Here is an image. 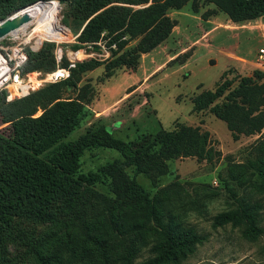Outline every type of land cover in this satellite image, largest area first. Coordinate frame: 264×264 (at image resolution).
Returning a JSON list of instances; mask_svg holds the SVG:
<instances>
[{
  "label": "trees",
  "instance_id": "1",
  "mask_svg": "<svg viewBox=\"0 0 264 264\" xmlns=\"http://www.w3.org/2000/svg\"><path fill=\"white\" fill-rule=\"evenodd\" d=\"M36 1L0 0V20ZM58 1L65 5L67 15L84 25L73 48L89 44L99 48L96 42L105 39L111 59L77 61L61 81L12 100L0 96V264H181L207 236L179 214L180 183L172 181L150 195L126 168L133 167L135 175L143 173L156 183L168 173L170 159L210 161L218 151L208 131L177 121L169 130L127 141L100 124L74 140L65 139L81 126L94 96L89 82L78 87L81 76L101 65V80L120 68L136 71L141 54L165 41L175 26L169 11L189 1L195 6L199 0ZM202 1L213 4L233 22L264 16V0ZM135 39L134 45L126 47ZM54 49L51 41L43 42L37 51L27 47L21 74L54 70ZM62 65L68 61L64 59ZM263 76L259 68L245 77L230 78L224 72L213 89L193 96L192 109L208 110L224 120L234 138L259 133L264 127ZM69 88L77 89L74 97L63 96ZM39 109L41 113L35 116ZM98 147L115 149L120 158L97 172H80L83 152ZM227 175L264 199V156L230 164ZM102 176L110 179L111 194L95 187ZM222 180L234 205L218 212L212 226L231 224L241 228L244 238L257 239L264 231L262 201L238 196L231 183ZM25 223L46 228L25 234L19 229ZM12 246L25 247L22 259L10 256ZM143 251L147 256L138 261Z\"/></svg>",
  "mask_w": 264,
  "mask_h": 264
},
{
  "label": "rangeland",
  "instance_id": "2",
  "mask_svg": "<svg viewBox=\"0 0 264 264\" xmlns=\"http://www.w3.org/2000/svg\"><path fill=\"white\" fill-rule=\"evenodd\" d=\"M52 1L57 3L58 11L45 28L37 29L45 20L44 15L36 14L32 20L36 18L34 31L44 38L43 42L55 43V69L68 66L62 65L64 59L68 64L92 57L109 61L111 52L105 39L100 40L99 48L90 44L73 48L84 25L67 15L65 5L58 0L41 1L40 4L49 5ZM169 16L175 21L170 35L151 51L141 54L136 71L120 68L110 78L101 80L104 71V65H101L81 76L78 87L89 82L94 96L87 105L88 114L81 126L65 140H74L88 128L100 124L108 125L115 137L127 141L154 134L160 129L169 130L177 121L208 131L210 143L218 151L210 161L196 157L170 159L167 161L168 173L159 176L156 183L143 173L135 175L133 167H127L126 171L135 176L150 195L172 181L180 183L181 194L176 200L179 214L185 223L207 236L181 264H264V231L257 239L249 240L242 236L240 227L231 224L212 226L218 212L234 205L222 180L229 179L228 166L264 156V127L259 133L240 134L234 138L224 120L208 110L195 112L192 109L193 96L204 89H213L224 72L234 78L251 76L258 69L252 57L264 42V16L233 22L213 4L202 0L195 6L189 1L182 8L169 11ZM136 42L137 39L131 40L126 47ZM214 57L217 62L212 64L210 60ZM45 76L46 73L39 71L30 74L34 83L39 82L34 84L33 91L54 83L44 81L42 77ZM11 90L12 97L16 98V90ZM76 93L77 89L69 88L63 91V96L74 97ZM40 113L39 109L35 116ZM116 158H120V153L112 148L87 149L80 157L79 171L97 172L102 165ZM109 181L108 177L102 176L95 187L111 194ZM228 181L238 196L259 199L264 206V199L249 185L240 186L235 181ZM261 225L264 229V208ZM45 228L36 223L19 226L25 234L40 233ZM24 249L12 246L10 256L23 258ZM145 256L147 251H143L138 261Z\"/></svg>",
  "mask_w": 264,
  "mask_h": 264
},
{
  "label": "built area",
  "instance_id": "3",
  "mask_svg": "<svg viewBox=\"0 0 264 264\" xmlns=\"http://www.w3.org/2000/svg\"><path fill=\"white\" fill-rule=\"evenodd\" d=\"M38 3H42L41 0L15 11L7 18H12L21 12L23 13V11ZM3 20H0V22ZM36 23V18L33 20L30 19L5 35L0 36V96L3 95L6 100L14 99L10 92V87L12 85L16 86V98L26 96L35 89L34 81L30 79V74L33 72L21 74L20 69L28 58L26 48L28 47L32 51H37L42 45L44 38L34 31ZM31 27H33L31 30L33 32H27ZM100 42L101 41H98L96 44L100 45ZM111 47L113 48L116 46L113 43L111 44ZM76 62L77 61H71L67 67H58L55 69L59 70L60 68L61 72L55 70L47 72L43 80L55 82L67 78L70 74V68L75 67ZM256 66L257 68L264 70V42L257 49Z\"/></svg>",
  "mask_w": 264,
  "mask_h": 264
},
{
  "label": "bare ground",
  "instance_id": "4",
  "mask_svg": "<svg viewBox=\"0 0 264 264\" xmlns=\"http://www.w3.org/2000/svg\"><path fill=\"white\" fill-rule=\"evenodd\" d=\"M57 11H58L57 10V3L55 1H52V2H50L49 5L38 3L35 6L30 7V8L26 9L23 12L27 13L30 16L31 19L36 14L44 15L45 16V20L43 22H40L38 24V26H37V29H40V28H45L51 22V20L56 16ZM21 13H19V14H21ZM55 71L61 72V69L59 68V70L57 69ZM42 78H44V77H42ZM35 83L38 84L39 82H35ZM10 90L11 91L16 90V86L12 85L10 87Z\"/></svg>",
  "mask_w": 264,
  "mask_h": 264
},
{
  "label": "water",
  "instance_id": "5",
  "mask_svg": "<svg viewBox=\"0 0 264 264\" xmlns=\"http://www.w3.org/2000/svg\"><path fill=\"white\" fill-rule=\"evenodd\" d=\"M29 20H30V16L25 12L21 14H17L12 18H6L2 22H0V36L5 35L9 31L19 27L20 25H22L23 23ZM108 129L111 130L110 127H108Z\"/></svg>",
  "mask_w": 264,
  "mask_h": 264
},
{
  "label": "crops",
  "instance_id": "6",
  "mask_svg": "<svg viewBox=\"0 0 264 264\" xmlns=\"http://www.w3.org/2000/svg\"><path fill=\"white\" fill-rule=\"evenodd\" d=\"M255 34H256V36L258 37V34L255 32ZM262 44H260L259 46H261ZM259 48V47H258ZM257 48V49H258ZM257 49H256V52H255V54H254V56L252 57V58H254V65L256 66V59H257ZM149 54V53H148ZM217 62V58L216 57H214V58H212L211 60H210V63H212V64H214V63H216ZM158 65V64H157ZM156 65V66H157ZM155 66V67H156ZM146 71H150V70H148V69H146Z\"/></svg>",
  "mask_w": 264,
  "mask_h": 264
}]
</instances>
